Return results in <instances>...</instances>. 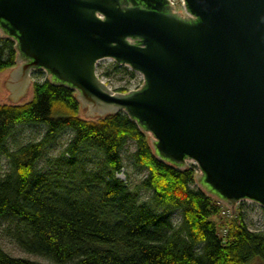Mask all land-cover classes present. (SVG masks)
Instances as JSON below:
<instances>
[{
	"label": "water",
	"instance_id": "1",
	"mask_svg": "<svg viewBox=\"0 0 264 264\" xmlns=\"http://www.w3.org/2000/svg\"><path fill=\"white\" fill-rule=\"evenodd\" d=\"M0 0V36L16 64L2 84L25 94L33 70L75 90L81 113L124 111L155 156L193 160L196 184L234 211L264 207V0ZM107 57L143 76L113 91L96 72Z\"/></svg>",
	"mask_w": 264,
	"mask_h": 264
},
{
	"label": "trees",
	"instance_id": "2",
	"mask_svg": "<svg viewBox=\"0 0 264 264\" xmlns=\"http://www.w3.org/2000/svg\"><path fill=\"white\" fill-rule=\"evenodd\" d=\"M15 56L14 41L0 36V71L11 69ZM98 73L134 71L112 60ZM31 90L27 100L0 102V153L8 159L0 175V220L13 217L8 232L15 243L51 263L13 256L0 245V264L264 262V228L250 229L238 209L220 224L211 219L223 204L196 184V166L177 168L158 159L149 133L124 111L86 117L75 90L46 75L34 79ZM19 124H42L44 131L8 148ZM64 130L71 134L60 154L38 167ZM129 141L131 164L144 171L133 186L116 175ZM91 152L100 157L96 167L86 164ZM142 189L150 191L146 199L140 198ZM261 213L264 219V207Z\"/></svg>",
	"mask_w": 264,
	"mask_h": 264
},
{
	"label": "rangeland",
	"instance_id": "3",
	"mask_svg": "<svg viewBox=\"0 0 264 264\" xmlns=\"http://www.w3.org/2000/svg\"><path fill=\"white\" fill-rule=\"evenodd\" d=\"M177 8H181L180 3H178ZM112 59L103 57L96 61V69L97 74L99 75V71L105 67ZM11 69H3L0 71V102H17V101H24L31 97L32 90H31V82L34 79L41 80L43 76H45V72L39 73L36 72L37 70H33L29 74L30 83L26 89L24 95L19 97L18 99L10 100L2 98L6 94H8L11 90L8 89L3 83L6 75ZM101 78L106 82V84L113 90H117L118 87H125L129 90L133 84L137 82L138 76L134 73L132 76L122 73L111 74L110 76H101ZM82 115H84L82 113ZM85 116V115H84ZM91 116L87 115L86 117ZM44 131V126L42 124H19L17 125L11 135L7 138L6 144L8 148H13L18 144H22L29 140H37L40 138ZM69 130L62 131L57 139L47 147L45 154L43 157L38 161V167H45L46 160L48 158L55 157L60 154L64 145L66 144L69 136ZM134 145L132 142H128L125 148L122 150V158H123V167L120 171L116 173V175L125 181L130 186L138 183L139 179L144 175V171L140 170L139 168L134 167L131 164L128 154L132 151ZM87 166L96 167L99 163L100 157L91 152L88 154V158L86 159ZM8 170V159L3 154L0 153V175H3ZM150 194L148 190H140V198L146 199ZM223 204V203H222ZM226 206L223 204L221 207V213L211 214L210 218L216 221L217 224L224 221L225 218H230L231 214L235 212V209H238L242 214V219L247 224L250 229H263L264 228V219L261 213V206L256 205L252 202L246 200H240L236 203L234 211H227ZM223 211V212H222ZM173 220H177V217L174 216ZM15 219L13 217H4L0 220V245L1 247L13 256H20L24 258H28L31 260H37L42 263H51V260L43 255L37 253H31L23 250L20 248L14 241V239L9 234V228L15 224ZM219 226V225H218ZM253 264H264V262L260 260H256Z\"/></svg>",
	"mask_w": 264,
	"mask_h": 264
},
{
	"label": "built area",
	"instance_id": "4",
	"mask_svg": "<svg viewBox=\"0 0 264 264\" xmlns=\"http://www.w3.org/2000/svg\"><path fill=\"white\" fill-rule=\"evenodd\" d=\"M169 1V3L173 6V10L174 11H179L181 14H185V10H184V6H183V1L182 0H168ZM178 3H180V5H181V8L179 9V8H177V4ZM125 65V64H124ZM129 69H131L128 65H126ZM132 70V69H131ZM134 71V70H133ZM96 72H97V69H96ZM134 73L138 76V79H137V82L135 83V84H133V86L130 88V89H135V88H138L141 84H142V82H143V76H142V74L140 73V72H137V71H134ZM101 77V76H100ZM190 163H192V164H194L195 166H196V164H195V162L193 161V160H188L187 161V165L188 164H190ZM196 168H197V166H196ZM197 171H198V168H197ZM241 200H246V201H249V202H252V203H254V204H256V205H259L257 202H255V201H252V200H249V199H241ZM240 201V200H239ZM259 206H261V205H259ZM227 207V206H226ZM226 210L227 211H230V209L227 207L226 208ZM223 212V211H222Z\"/></svg>",
	"mask_w": 264,
	"mask_h": 264
}]
</instances>
